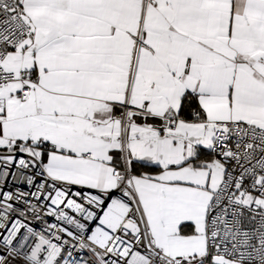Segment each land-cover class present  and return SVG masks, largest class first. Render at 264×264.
I'll return each instance as SVG.
<instances>
[{"label": "snow or ice", "instance_id": "obj_1", "mask_svg": "<svg viewBox=\"0 0 264 264\" xmlns=\"http://www.w3.org/2000/svg\"><path fill=\"white\" fill-rule=\"evenodd\" d=\"M0 264H264V0H0Z\"/></svg>", "mask_w": 264, "mask_h": 264}]
</instances>
